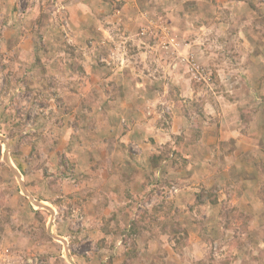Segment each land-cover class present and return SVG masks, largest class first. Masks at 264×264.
<instances>
[{
  "label": "rangeland",
  "instance_id": "rangeland-1",
  "mask_svg": "<svg viewBox=\"0 0 264 264\" xmlns=\"http://www.w3.org/2000/svg\"><path fill=\"white\" fill-rule=\"evenodd\" d=\"M151 261L264 264V0H0V264Z\"/></svg>",
  "mask_w": 264,
  "mask_h": 264
},
{
  "label": "trees",
  "instance_id": "trees-1",
  "mask_svg": "<svg viewBox=\"0 0 264 264\" xmlns=\"http://www.w3.org/2000/svg\"><path fill=\"white\" fill-rule=\"evenodd\" d=\"M197 108H198V106H196ZM202 113H199V115H201ZM210 202L212 203V204H214V200H210ZM36 214H38V213H36ZM224 216H227V214H225ZM173 226H175V225H171L170 224V226H169V228L172 230L171 232L174 234L175 233V231H174V227ZM178 226V225H177ZM132 233V232H131ZM175 234H177V232L175 233ZM178 242V241H177ZM138 244V243H137ZM138 246L139 247H141L142 245L141 244H138ZM146 246V245H145ZM145 246H142V247H145ZM128 259H135L137 256H138V251L135 249V246H132V248H130L129 249V251H128ZM133 257V258H132ZM150 263H152V261L150 262ZM150 263H148V264H150ZM152 264H155V262L154 263H152Z\"/></svg>",
  "mask_w": 264,
  "mask_h": 264
},
{
  "label": "crops",
  "instance_id": "crops-1",
  "mask_svg": "<svg viewBox=\"0 0 264 264\" xmlns=\"http://www.w3.org/2000/svg\"><path fill=\"white\" fill-rule=\"evenodd\" d=\"M121 182H122V181H121ZM117 188H118V187L115 186L113 190H117ZM123 188H124V187H123ZM122 190H123V189H122ZM89 207H90V205H89ZM88 210H89V209H88ZM89 212H90V210H89ZM133 261H134V260H133Z\"/></svg>",
  "mask_w": 264,
  "mask_h": 264
}]
</instances>
